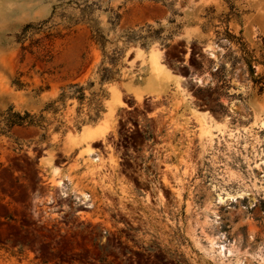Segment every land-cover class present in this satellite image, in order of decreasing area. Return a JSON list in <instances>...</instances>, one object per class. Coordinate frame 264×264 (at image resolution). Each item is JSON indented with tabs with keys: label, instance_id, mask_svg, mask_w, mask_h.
I'll list each match as a JSON object with an SVG mask.
<instances>
[{
	"label": "rangeland",
	"instance_id": "rangeland-1",
	"mask_svg": "<svg viewBox=\"0 0 264 264\" xmlns=\"http://www.w3.org/2000/svg\"><path fill=\"white\" fill-rule=\"evenodd\" d=\"M0 264H264V0H0Z\"/></svg>",
	"mask_w": 264,
	"mask_h": 264
},
{
	"label": "bare ground",
	"instance_id": "bare-ground-1",
	"mask_svg": "<svg viewBox=\"0 0 264 264\" xmlns=\"http://www.w3.org/2000/svg\"><path fill=\"white\" fill-rule=\"evenodd\" d=\"M159 57H160V51H159L158 48L154 47V48H151L148 51L147 59L149 60L150 66L157 73H163V72H165L164 71V68H163L164 65L160 62ZM107 128H108L107 123H105L104 124V127H102V128H99V124H97L96 126L90 128L91 129L90 132L103 134L107 130ZM201 128L204 129L203 130L204 132H207L208 133L207 135H209V136L211 135L210 132H209V130H207L206 127L202 126Z\"/></svg>",
	"mask_w": 264,
	"mask_h": 264
},
{
	"label": "trees",
	"instance_id": "trees-1",
	"mask_svg": "<svg viewBox=\"0 0 264 264\" xmlns=\"http://www.w3.org/2000/svg\"><path fill=\"white\" fill-rule=\"evenodd\" d=\"M19 116V115H18ZM19 119H21V117H19Z\"/></svg>",
	"mask_w": 264,
	"mask_h": 264
},
{
	"label": "flooded vegetation",
	"instance_id": "flooded-vegetation-1",
	"mask_svg": "<svg viewBox=\"0 0 264 264\" xmlns=\"http://www.w3.org/2000/svg\"><path fill=\"white\" fill-rule=\"evenodd\" d=\"M124 143H126V142H124Z\"/></svg>",
	"mask_w": 264,
	"mask_h": 264
}]
</instances>
